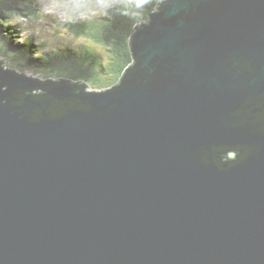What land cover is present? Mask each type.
I'll return each instance as SVG.
<instances>
[{"label":"water","instance_id":"1","mask_svg":"<svg viewBox=\"0 0 264 264\" xmlns=\"http://www.w3.org/2000/svg\"><path fill=\"white\" fill-rule=\"evenodd\" d=\"M130 48L41 100L0 60V264H264V0H164Z\"/></svg>","mask_w":264,"mask_h":264},{"label":"trees","instance_id":"2","mask_svg":"<svg viewBox=\"0 0 264 264\" xmlns=\"http://www.w3.org/2000/svg\"><path fill=\"white\" fill-rule=\"evenodd\" d=\"M108 1L113 5L108 9L109 16L103 20L70 24L77 35L91 38L95 44L106 48L109 56L104 63L92 48L83 46L74 50L66 46L50 50L35 33L28 35L25 24L38 19L40 12L45 14L39 8V0H0V55L15 67L11 72L23 74L39 86L26 91V94H32L35 100L45 99L47 87L63 81L74 88L71 90L74 94L79 93L81 87L86 89L88 86L99 92L115 88L122 82L136 65H130L134 59L129 45L136 25L148 20L164 0ZM31 70L36 72L37 79L24 74ZM70 102L77 103L78 100L73 98ZM230 153L236 155L232 151L224 159H229Z\"/></svg>","mask_w":264,"mask_h":264},{"label":"rangeland","instance_id":"3","mask_svg":"<svg viewBox=\"0 0 264 264\" xmlns=\"http://www.w3.org/2000/svg\"><path fill=\"white\" fill-rule=\"evenodd\" d=\"M117 2L124 0H114ZM128 1V0H125ZM130 2L133 0H129ZM39 8L45 14L41 13L38 19L28 21L25 24L27 34L35 33V36L46 42L50 50L66 46L73 47L74 50H80L83 46L92 48L94 52L100 55L103 62L107 63L109 53L106 48L95 44L91 38L81 37L74 32L70 24L74 22H84L86 20L100 19L103 20L109 16L108 9L111 7L112 1L108 0H39ZM59 5V6H56ZM113 5V4H112ZM43 7V8H42ZM130 45V44H129ZM131 51V48H130ZM132 54V52H131ZM133 57V55H132ZM134 59V58H133ZM5 70H12L15 67L8 60L0 55ZM134 60L130 65H133ZM17 73V72H16ZM30 77L37 79L36 72H24ZM35 74L34 76H32ZM21 75V74H20ZM23 75V74H22ZM112 88V87H110ZM86 92H95L92 88L85 89ZM98 92V91H96ZM99 92H105L99 90Z\"/></svg>","mask_w":264,"mask_h":264},{"label":"clouds","instance_id":"4","mask_svg":"<svg viewBox=\"0 0 264 264\" xmlns=\"http://www.w3.org/2000/svg\"><path fill=\"white\" fill-rule=\"evenodd\" d=\"M56 6H59V5H56Z\"/></svg>","mask_w":264,"mask_h":264}]
</instances>
